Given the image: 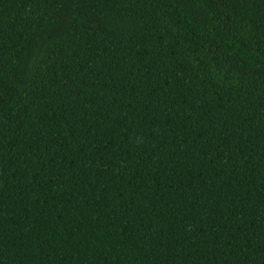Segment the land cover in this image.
<instances>
[{"label":"trees","instance_id":"trees-1","mask_svg":"<svg viewBox=\"0 0 264 264\" xmlns=\"http://www.w3.org/2000/svg\"><path fill=\"white\" fill-rule=\"evenodd\" d=\"M0 264H264V0H0Z\"/></svg>","mask_w":264,"mask_h":264}]
</instances>
